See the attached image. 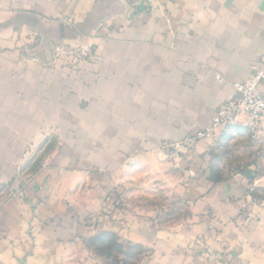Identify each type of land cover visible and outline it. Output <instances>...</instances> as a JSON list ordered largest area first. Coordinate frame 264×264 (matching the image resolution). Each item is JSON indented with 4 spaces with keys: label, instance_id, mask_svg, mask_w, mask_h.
Segmentation results:
<instances>
[{
    "label": "crops",
    "instance_id": "obj_1",
    "mask_svg": "<svg viewBox=\"0 0 264 264\" xmlns=\"http://www.w3.org/2000/svg\"><path fill=\"white\" fill-rule=\"evenodd\" d=\"M261 59L264 0H0V264H264V128L195 139Z\"/></svg>",
    "mask_w": 264,
    "mask_h": 264
},
{
    "label": "built area",
    "instance_id": "obj_2",
    "mask_svg": "<svg viewBox=\"0 0 264 264\" xmlns=\"http://www.w3.org/2000/svg\"><path fill=\"white\" fill-rule=\"evenodd\" d=\"M252 71L249 80L233 84V98L216 111L210 126L199 131L195 139L211 138L217 131L236 125L244 126L252 134L264 128V96L259 91L264 82V59Z\"/></svg>",
    "mask_w": 264,
    "mask_h": 264
},
{
    "label": "rangeland",
    "instance_id": "obj_3",
    "mask_svg": "<svg viewBox=\"0 0 264 264\" xmlns=\"http://www.w3.org/2000/svg\"><path fill=\"white\" fill-rule=\"evenodd\" d=\"M248 137L245 132L234 134L229 132L224 138L219 140L220 144H215L211 151L213 158V171L215 175L218 173H226L234 167L243 166L248 156ZM177 202H173V208H177ZM178 214V213H177ZM88 246L94 248L97 254L105 260L107 264H139L145 256V251L127 245L117 243L116 238L108 236H100L88 243Z\"/></svg>",
    "mask_w": 264,
    "mask_h": 264
},
{
    "label": "trees",
    "instance_id": "obj_4",
    "mask_svg": "<svg viewBox=\"0 0 264 264\" xmlns=\"http://www.w3.org/2000/svg\"><path fill=\"white\" fill-rule=\"evenodd\" d=\"M123 264H129V263L126 261V262H123Z\"/></svg>",
    "mask_w": 264,
    "mask_h": 264
}]
</instances>
